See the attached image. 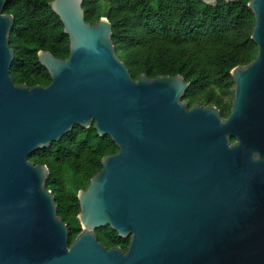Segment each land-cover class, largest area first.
Masks as SVG:
<instances>
[{
    "label": "water",
    "instance_id": "95a60500",
    "mask_svg": "<svg viewBox=\"0 0 264 264\" xmlns=\"http://www.w3.org/2000/svg\"><path fill=\"white\" fill-rule=\"evenodd\" d=\"M82 2H49L69 54L38 51L50 83L29 87L10 75L14 18L0 0V264H264V0L247 4L257 53L230 71L227 117L188 107L181 75L134 80L111 22L88 23ZM74 125L117 152L77 192L81 231L69 244L48 168L28 156ZM105 226L129 239L125 250L97 240Z\"/></svg>",
    "mask_w": 264,
    "mask_h": 264
},
{
    "label": "trees",
    "instance_id": "16d2710c",
    "mask_svg": "<svg viewBox=\"0 0 264 264\" xmlns=\"http://www.w3.org/2000/svg\"><path fill=\"white\" fill-rule=\"evenodd\" d=\"M50 1L6 0L3 12L14 18L9 34L14 84L50 83L47 70L38 62V51L68 57V36ZM248 1L217 0L211 5L201 0H83L82 9L90 24L100 17L111 22L116 54L134 80L142 73L149 78L181 75L189 83L182 98L188 107L214 105L227 117L233 93L230 71L248 64L257 53ZM115 152L117 147L108 136H98L92 126L74 125L59 141L28 156L48 168L45 185L53 193L57 215L68 227L69 244L81 231L77 192L100 171L101 158ZM95 235L108 248L125 250L129 243L109 226L96 229Z\"/></svg>",
    "mask_w": 264,
    "mask_h": 264
}]
</instances>
